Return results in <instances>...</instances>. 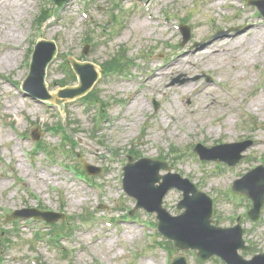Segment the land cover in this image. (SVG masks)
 Returning a JSON list of instances; mask_svg holds the SVG:
<instances>
[{
    "label": "rangeland",
    "instance_id": "374dc122",
    "mask_svg": "<svg viewBox=\"0 0 264 264\" xmlns=\"http://www.w3.org/2000/svg\"><path fill=\"white\" fill-rule=\"evenodd\" d=\"M9 1L11 6L0 8V158L23 179L24 186L19 188L15 179L0 167V264H31L33 257L39 264H168L169 256L176 255L177 251L168 245L170 253L167 255L151 246V240L160 242L164 238L148 228L157 223L155 213L136 209L130 216L137 219H118L110 226L105 222L121 215L120 209L132 208L135 203L134 199L122 194L116 182L118 169L127 161L126 151L130 147L136 152L132 155L134 159L148 157L166 161L170 171L188 178L212 196L213 223L222 227L239 223L242 227L243 240L252 247L250 252L238 251L243 258L250 259L253 254L264 252V204L259 222L252 224L245 216L251 207L250 200L231 190L232 180L254 166L264 165V22L252 16V5L244 14L236 12L234 6L225 8L238 0H145L148 12L124 7L117 11V19L113 21L110 19L112 0H70L56 20L50 19L37 27L35 17L43 7L50 6L48 0ZM127 1L123 0L121 7L127 6ZM81 10L91 14L92 22L82 17ZM166 17L172 24L185 20L190 27L188 41L181 44L178 30L156 22L157 18ZM244 19L258 21L260 25L262 45L259 49L247 47L253 56L241 53L250 38L247 35L243 44L235 46L234 52H240L236 59L223 57L221 46V52L197 59L191 75L175 73L154 83L164 89L189 82L194 88L187 90L184 96L183 89L171 90L167 96L145 87V77L154 63L177 56L183 46L194 49L195 42L221 28L241 26ZM142 21L146 24L140 27ZM103 25L109 30V36L102 33ZM241 27L238 33L242 34L246 27ZM12 30L19 35L12 36ZM86 34L91 36L93 44L84 54ZM37 38L54 39L57 45L58 56L49 64L46 75L51 91L59 86L58 79L66 68L61 62L66 55L101 63L121 46L126 48L127 56L135 61L124 73L126 79L99 77L92 86L108 106V118L104 122L96 126L93 113H86L77 101L79 98L64 102L63 110L59 111L54 104L46 107L20 92L18 86L28 71V49ZM218 39H206L200 48ZM194 77L198 78L194 80ZM68 78L69 74L64 80L72 83L73 79ZM177 78L184 82L170 84ZM151 97L158 102L156 109ZM58 118H67L66 125L71 123L78 131L79 144L74 152H80L88 163L101 169L91 176V182L102 186V193L60 166L59 162L75 165L76 159L70 152L58 154L55 164L46 161L43 154L29 162L27 153L32 141L28 136L20 138L11 128L26 132V135L38 129L40 138L55 144L59 138L44 129ZM188 118L192 124L185 128L180 122ZM141 128H145L143 133ZM246 139L253 144L231 169L220 161L200 162L192 151L196 142L211 147L215 143ZM172 145L177 154H183L180 158L168 151ZM224 151L223 154L231 150ZM112 154L115 158L108 159ZM180 199L181 192L172 189L164 196L163 206L170 214L177 215L181 212L176 209ZM23 207H47V210L73 216L71 240H62L63 247H56L46 240L45 229L38 226L37 220L2 222L5 210ZM92 213L96 215L93 220ZM78 215H84L88 221H82ZM36 232H39L37 240ZM62 250L67 252V257L61 254ZM182 253L186 264H222L213 256L198 262L196 250L186 249Z\"/></svg>",
    "mask_w": 264,
    "mask_h": 264
},
{
    "label": "water",
    "instance_id": "95a60500",
    "mask_svg": "<svg viewBox=\"0 0 264 264\" xmlns=\"http://www.w3.org/2000/svg\"><path fill=\"white\" fill-rule=\"evenodd\" d=\"M56 1L61 5L66 0ZM41 53V49L38 46V50L33 55L29 75L24 82V88L36 96L52 99L45 90L43 81L45 67L50 61L52 54L50 56H42ZM76 69L80 77L79 87L61 91L59 95L73 97L84 93L97 78L96 73L89 64H86L84 68L76 66ZM249 144L250 142L237 144L240 147H238L233 158L225 159L221 156L202 153L201 157L207 159L220 158L226 160L228 163H235L239 159L240 151L245 149ZM199 150L200 152H204L203 149L199 148ZM143 161L146 160L129 164L125 168V189L138 199V206H143L149 211H157L161 220L160 230L174 241V247L176 249L197 248L199 250L197 254L199 260H205L211 255L216 254L229 264H264V262L256 260L247 262L237 254L238 248L250 249L249 246L243 244L239 226L221 229L209 224L211 200L204 193L197 191L192 183L187 179L181 178L178 174L159 175L158 170L167 167L164 163L148 160L147 164L153 163L151 167L142 164L144 163ZM260 168L253 170L251 173ZM255 175L257 177L254 178L257 179L259 176H263L264 172L257 171L253 176ZM161 178L163 181L159 185H156V182ZM172 187H177L183 191V199L179 202L178 208H184L185 211L177 217L170 216L165 209L161 208L163 195ZM236 190L244 192L253 199L254 208L248 214L250 218L256 219L259 214V208L264 202V190H247L244 188H237ZM171 264H185V261L180 256L179 260L173 259Z\"/></svg>",
    "mask_w": 264,
    "mask_h": 264
},
{
    "label": "bare ground",
    "instance_id": "6f19581e",
    "mask_svg": "<svg viewBox=\"0 0 264 264\" xmlns=\"http://www.w3.org/2000/svg\"><path fill=\"white\" fill-rule=\"evenodd\" d=\"M10 4H11L10 1L0 0V6L1 5L10 6ZM145 24H146V21H142L139 26L142 27ZM11 35L16 37L19 35V33L12 30ZM247 35H251V37L247 38L245 44L241 48V53L243 56H253L252 55L253 52L247 49V47L251 49L252 48L259 49V47L261 46V43L258 41L260 32H259L258 23L248 22L247 29L242 34L241 33L229 34L227 36L221 37L216 42H211L207 44L206 46L202 48H198V49L186 50L183 47L182 51L171 61L162 62L159 64L154 63L153 69L150 72L149 76H147L144 82V85L145 87L153 88V90L157 92H164L165 94H167V96H168L167 92L171 90L183 89V96H184L187 90H189L190 88H194V86L191 83H185L181 87H170V88L167 87L164 89H162L159 86H152V84L157 81H164L165 79L173 76L175 73H185L188 76L191 75V73H193L192 69L194 67V62L196 61V59H200L203 57L206 58V57L211 56L214 52H217L218 47L222 45H224L225 47V52H224L225 54H223V57L225 56V58L236 59L238 56L237 54L240 52H234L235 50L234 47L241 43L243 44L242 41L244 37H246ZM133 101H135V99H133ZM139 105L143 107L142 104H139ZM172 112L173 111H171V115H172ZM180 124L183 127L187 128L189 125L192 124V122L190 118H188L186 121L185 120L183 121L182 119Z\"/></svg>",
    "mask_w": 264,
    "mask_h": 264
}]
</instances>
